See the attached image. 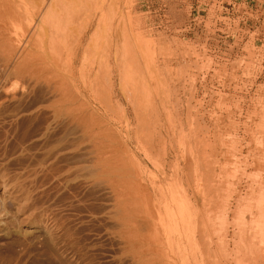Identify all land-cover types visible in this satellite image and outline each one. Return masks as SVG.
Here are the masks:
<instances>
[{
    "label": "rangeland",
    "instance_id": "rangeland-1",
    "mask_svg": "<svg viewBox=\"0 0 264 264\" xmlns=\"http://www.w3.org/2000/svg\"><path fill=\"white\" fill-rule=\"evenodd\" d=\"M22 1L0 6V264H194L189 241L221 227L241 255L236 205L264 188V0H94L61 36L62 3Z\"/></svg>",
    "mask_w": 264,
    "mask_h": 264
},
{
    "label": "bare ground",
    "instance_id": "bare-ground-1",
    "mask_svg": "<svg viewBox=\"0 0 264 264\" xmlns=\"http://www.w3.org/2000/svg\"><path fill=\"white\" fill-rule=\"evenodd\" d=\"M1 1H3L4 2V0H0V2ZM13 1H15V0H5V2H6V4L7 5H9L10 6V4L13 2ZM22 1V0H21ZM40 1H42L41 2V4H40V6L38 7V11H37V13L36 14H43L44 13V9H45V13L43 14L44 16V18H46V17H48L49 16V14L51 13V15H52V7L55 5V4H61V8H60V12H59V14L58 15H61V16H59L58 17V15H57V17H56V15H54L55 17H56V19H57V21H56V23H55V25L56 24H58V25H56V26H54L55 27V30H57L58 29V31L60 32V36L62 35V34H64L65 33V31L66 30H68V32L67 33H69V29H67L68 27H66L67 25H69V28H70V25H73L75 22H76V20L78 19V17H79V15L81 14V12L84 10V8L86 7V4L88 5L89 4V1H90V3H91V1H92V3H95V2H93L94 0H62V1H60V0H51V2L49 3V1L50 0H40ZM59 3H58V2ZM96 1V0H95ZM111 0H102V3H101V6H100V10L101 11H105V13L104 14H102V15H104L105 16V14L106 13H108L109 14V12L111 11V9H112V6H113V4L111 3H109ZM112 1H114V0H112ZM4 2V3H5ZM22 2H24V1H22ZM4 3H3V6L1 5L2 4V2L0 3V6L1 7H6L5 5H4ZM110 4V5H109ZM58 5H56V6H58ZM20 6V5H19ZM56 6H54V7H56ZM95 6H97V5H95ZM8 7V6H7ZM48 7V8H47ZM59 7H60V5H59ZM10 7H8L7 8V10H5L7 13H6V16L8 15V14H10V12H11V10L9 9ZM47 8V9H46ZM58 8V7H57ZM89 8V7H88ZM5 9V8H4ZM8 9L10 10V11H8ZM54 9V8H53ZM56 9V8H55ZM59 9V8H58ZM85 9H87V8H85ZM57 10V9H56ZM25 11V10H24ZM51 11V12H50ZM0 12H2V10H0ZM50 12V13H49ZM20 13H22L21 11H20ZM27 13V12H26ZM56 13V12H55ZM11 14H15V13H11ZM19 14V13H18ZM38 14V15H39ZM6 16H5V12L4 13H0V39H2L3 41H7V32H6V34L4 33V32H2L1 31V29H3V30H5L6 29V27L8 28V26H6L5 27V25H10L9 23H6L7 21L8 22H10L8 19L10 18L9 17V15L7 16L8 17V19L6 18ZM17 16H19V15H17ZM16 16V17H17ZM41 16V15H40ZM53 16V17H54ZM27 17V16H26ZM52 17V18H53ZM5 18H6V22H5ZM42 18V17H41ZM102 18H103V16H102ZM12 19V18H11ZM13 19H14V16H13ZM16 19V18H15ZM20 19V18H19ZM47 19V18H46ZM46 19H45V21H46ZM49 19V18H48ZM21 20V19H20ZM28 20V19H27ZM44 20V19H43ZM51 20V19H50ZM122 20V19H121ZM18 21V20H17ZM36 21V20H35ZM47 21H49V20H47ZM52 21V20H51ZM12 22V21H11ZM15 22H16V20H15ZM23 22V21H22ZM14 23V22H13ZM52 23V22H51ZM93 24H94V22H91V25H90V28L93 26ZM15 25V24H14ZM50 25V24H49ZM10 27V26H9ZM57 27V28H56ZM72 27V26H71ZM66 28V29H65ZM7 30V29H6ZM9 31H8V33L11 31L10 29H8ZM9 34H11V33H9ZM8 34V35H9ZM46 34V33H45ZM66 34V33H65ZM39 35V34H38ZM57 35V34H56ZM13 37V36H12ZM12 37H10V38H12ZM40 37V36H39ZM59 38V37H58ZM62 39V38H61ZM1 42V41H0ZM44 42V41H43ZM4 43V42H3ZM8 43V42H7ZM11 43V42H10ZM0 45H1V43H0ZM8 45V44H7ZM2 46V45H1ZM6 46V45H5ZM9 46V45H8ZM12 46V45H11ZM10 46V47H11ZM9 47V48H10ZM8 48V49H9ZM14 48V47H13ZM12 47H11V50H13L14 51V49H13ZM7 51H10V49L9 50H7ZM13 53V52H12ZM12 53H11V55H12ZM7 54H8V52H7ZM15 54V53H14ZM8 55H10V54H8ZM7 57V56H6ZM9 58H12L11 56L9 57ZM262 174V173H261ZM254 180V179H253ZM245 182V181H244ZM262 182V181H261ZM261 182H260V187H259V185H258V183H254V184H257L256 185V187H258V190L257 191H259V189H261V191L259 192L260 193V197H259V199L257 198V199H255L256 200V202H250V201H248V200H250V199H248L247 201H246V199L244 200V198H243V200H244V202H246V204L247 203H250V205L248 204V206H246L247 208H244V206L242 205V206H240V204L238 203L236 206V210L237 209H239V208H241V210L242 211H248V212H250L249 213V215L248 216H246V217H243V218H241L242 219V221H240V219H239V221L236 223V224H238V223H240V224H238L237 226H234V225H236V224H234V225H232V226H234L233 227V229H235V227H238L237 228V230L236 231H234V235L233 236H235V238L237 239V247H239V249H241L240 250V253H241V255L239 256L238 254L237 255H235V256H233V254L231 253V251H229V250H227L228 248L225 246V243H226V239H227V237H228V235H229V232H227L226 234H224V232H226L227 231V229L225 230V229H223L222 230V228L223 227H221V230L220 229H218V231H216L217 230V228H216V230L214 229V234L216 235H214L213 234V232H211L212 234H210L209 233V236L210 235H214L215 236V238L217 237V244H216V247H214V248H211V246H206L205 244L206 243H208V242H206V240H205V237H206V235H205V233L203 234L202 233V231H201V234H200V238H199V235H198V238H197V236H195L194 235V237H193V241H189V247L191 248V246H192V248H194V262L196 261V263H194V264H241V262H242V260H243V262H245L246 261V264H264V193L263 194H261L262 193V191L264 190V188H263V185H261ZM241 185V184H240ZM251 185V184H250ZM251 186H253V184L251 185ZM245 187V186H244ZM155 189V188H154ZM245 189V188H244ZM247 189V193L246 194H249V192H251V193H253V195H255L254 193H256L255 192V187H253V188H251V187H249V188H246ZM242 191V190H241ZM236 193V192H235ZM250 193V194H251ZM214 194V193H213ZM253 195H250V196H252V198H254V196ZM238 197H241V196H238ZM246 197V196H245ZM230 198V197H229ZM242 198H241V200H242ZM230 201V200H229ZM222 202V201H221ZM243 202V201H242ZM180 205H178L177 206V208H176V210L174 211V215H175V217H177L178 216V212H179V210L182 208V209H185L186 208V206L190 203V196H189V191L188 190H185V191H183L182 192V194H181V197H180ZM191 204V203H190ZM242 207H243V209H242ZM192 208L193 207H191L190 208V210L192 211ZM225 209V208H224ZM197 210V209H196ZM228 210V209H227ZM228 212V211H227ZM192 213H193V211H192ZM232 213H234V212H232ZM240 214V213H239ZM248 214V213H247ZM211 215V214H210ZM220 217V216H219ZM216 219V218H215ZM219 219V218H218ZM217 220V219H216ZM171 221H172V223L170 224V228H172V226H174L175 225V222H174V216H173V213H172V218H171ZM177 221H178V219H177ZM219 221V220H218ZM217 222V221H216ZM188 223V222H187ZM209 222H207V224H208ZM212 223V222H211ZM219 223V222H218ZM223 223H224V221H223ZM189 224V223H188ZM221 224H222V222H221ZM176 225H178L177 223H176ZM204 225H205V223H204ZM224 225V224H223ZM222 225V226H223ZM228 225V224H227ZM203 226V225H202ZM206 226V225H205ZM209 226H211V225H209ZM213 226V225H212ZM229 226V225H228ZM177 227V226H176ZM215 227V226H214ZM218 227H219V225H218ZM226 227V226H225ZM206 227H204V229H205ZM210 228V227H209ZM212 228V227H211ZM227 228V227H226ZM229 228V227H228ZM232 229V230H233ZM212 230V229H211ZM224 231V232H223ZM205 232V231H204ZM208 232V231H207ZM209 232H210V230H209ZM194 234H195V231H194ZM207 235H208V233H207ZM205 236V237H204ZM208 236V237H209ZM214 236H211L212 238L214 237ZM208 237H206V239L208 238ZM211 237L209 238V239H207V241H209L210 239H211ZM214 239V238H213ZM212 239V241L214 242V240ZM232 239V238H231ZM212 241H210V242H212ZM216 241L214 242V243H216ZM235 241V240H234ZM212 242V243H213ZM227 242H228V240H227ZM230 242V241H229ZM201 244H203L204 246H206L205 247V249H204V251L202 250V251H200V245ZM191 245V246H190ZM202 245V246H203ZM210 245V244H209ZM203 246V247H204ZM215 246V245H214ZM228 247H229V245H228ZM169 248H170V250H172V247L171 246H169ZM168 250V249H167ZM233 251V250H232ZM235 251V250H234ZM167 252V251H166ZM239 252V251H238ZM192 253H193V250H192ZM233 253H235V252H233ZM168 253H166V255H167ZM168 257V256H167ZM169 258V257H168ZM198 259H200L199 261H198ZM167 262V261H166ZM166 262H164V263H161V264H165ZM169 263V262H168ZM187 263H189V262H187ZM167 264V263H166ZM243 264V263H242ZM245 264V263H244Z\"/></svg>",
    "mask_w": 264,
    "mask_h": 264
}]
</instances>
